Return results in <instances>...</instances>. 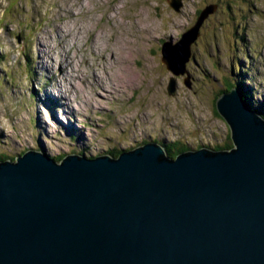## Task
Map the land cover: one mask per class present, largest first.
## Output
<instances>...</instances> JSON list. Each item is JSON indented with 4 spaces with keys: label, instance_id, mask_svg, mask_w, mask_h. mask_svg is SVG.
Segmentation results:
<instances>
[{
    "label": "rangeland",
    "instance_id": "rangeland-1",
    "mask_svg": "<svg viewBox=\"0 0 264 264\" xmlns=\"http://www.w3.org/2000/svg\"><path fill=\"white\" fill-rule=\"evenodd\" d=\"M216 3L189 88L162 44ZM229 86L264 113V0H183L179 12L168 0H0V157L93 159L150 142L223 150L232 141L216 103Z\"/></svg>",
    "mask_w": 264,
    "mask_h": 264
},
{
    "label": "water",
    "instance_id": "water-1",
    "mask_svg": "<svg viewBox=\"0 0 264 264\" xmlns=\"http://www.w3.org/2000/svg\"><path fill=\"white\" fill-rule=\"evenodd\" d=\"M182 1L168 3L179 12ZM216 8L162 44V63L189 88L192 45ZM216 111L229 150L173 159L150 142L118 157L0 162V264H264V117L238 87Z\"/></svg>",
    "mask_w": 264,
    "mask_h": 264
},
{
    "label": "trees",
    "instance_id": "trees-1",
    "mask_svg": "<svg viewBox=\"0 0 264 264\" xmlns=\"http://www.w3.org/2000/svg\"><path fill=\"white\" fill-rule=\"evenodd\" d=\"M232 89H233V86H229L224 92H229ZM240 91H241V89H240ZM242 95H243L244 99L246 100V102L248 103V105L251 107L248 94L242 92ZM259 114L264 117V113L263 112L259 113ZM164 147L166 149L167 155L170 158H173V159L176 158V156H178L180 153H183V152L187 151L186 148H176V146L165 145ZM216 149L229 150V149H231V147H224V148H217L216 147ZM121 152H122V150H121ZM121 152L120 151H118V152L117 151L116 152L112 151V156L118 157L121 154ZM53 159H55L57 162H59L63 158L62 157H56V158H53ZM5 161H15V160L14 159L10 160V158L8 156L0 157V162H5Z\"/></svg>",
    "mask_w": 264,
    "mask_h": 264
},
{
    "label": "flooded vegetation",
    "instance_id": "flooded-vegetation-1",
    "mask_svg": "<svg viewBox=\"0 0 264 264\" xmlns=\"http://www.w3.org/2000/svg\"><path fill=\"white\" fill-rule=\"evenodd\" d=\"M209 5H216V6L219 8L218 11L220 10V5H219L218 3H216V4H208V5L206 4V5L204 6L203 9H205V8H206L207 6H209ZM203 9H202V10H203ZM202 10L199 9V10L195 13V15H196L197 18H198L199 14H200V12H201ZM197 18H196V19H197ZM209 18H211V16H210ZM208 20H209V19H208ZM208 20H207V21H208ZM207 21H206V22H207ZM204 25H205V24H204ZM204 25H203V26H204ZM202 28H203V27H202ZM189 29H190V28H189ZM225 147H232V146H230V145H226Z\"/></svg>",
    "mask_w": 264,
    "mask_h": 264
},
{
    "label": "bare ground",
    "instance_id": "bare-ground-1",
    "mask_svg": "<svg viewBox=\"0 0 264 264\" xmlns=\"http://www.w3.org/2000/svg\"><path fill=\"white\" fill-rule=\"evenodd\" d=\"M68 65V64H67ZM61 98V97H60ZM64 101H66L67 99L66 98H63Z\"/></svg>",
    "mask_w": 264,
    "mask_h": 264
}]
</instances>
